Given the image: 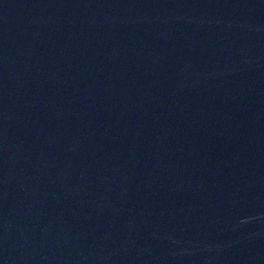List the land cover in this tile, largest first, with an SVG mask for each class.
<instances>
[{
  "label": "water",
  "instance_id": "obj_1",
  "mask_svg": "<svg viewBox=\"0 0 264 264\" xmlns=\"http://www.w3.org/2000/svg\"><path fill=\"white\" fill-rule=\"evenodd\" d=\"M0 264H264V0H0Z\"/></svg>",
  "mask_w": 264,
  "mask_h": 264
}]
</instances>
